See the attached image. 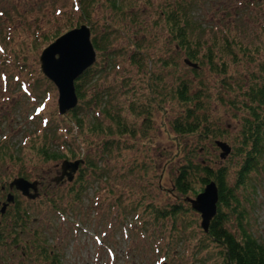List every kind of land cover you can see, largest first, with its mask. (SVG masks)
Listing matches in <instances>:
<instances>
[{
  "label": "rangeland",
  "instance_id": "1",
  "mask_svg": "<svg viewBox=\"0 0 264 264\" xmlns=\"http://www.w3.org/2000/svg\"><path fill=\"white\" fill-rule=\"evenodd\" d=\"M134 1L133 10L127 9L125 15L119 17L110 1L96 0L90 9L91 18L84 19L79 11L80 0H0V185L8 186L20 177L37 181L39 185L40 181L44 183L38 199L32 201L18 196L19 210L29 214L19 228L14 227V210L8 222L2 224L0 264H33L32 259L25 262L21 256L25 243L29 242L27 245L32 247L33 235L37 233L60 249L64 264H222L210 241L207 248L201 247L205 233L201 215L173 189L175 161L172 158L177 153L178 136L170 123L181 111L176 101H168L165 113L153 110V129L147 138L130 140L122 156L116 153L100 164L99 173L104 174L108 182L94 174L80 180L81 172L73 182L65 181L61 185L53 182L62 175V165L69 159L62 155H70L69 147L76 151L78 160H85L91 154L99 156L102 149H90L98 140L97 133L69 131V115L59 113V92L43 74L41 56L59 38L83 25L92 28V23L97 24L98 36L112 27H120L123 33L113 36L110 49L116 51L112 59L116 67L110 66V60L97 52L94 66L98 70L105 69L108 74L86 89L87 101L95 100L94 95L102 93L101 105H90L84 115L88 125L96 122L97 116L104 120L103 109L108 98L113 105L121 104L123 115H129L134 95L146 102L144 97L149 94L146 95L145 74L131 59L136 43L144 44L142 54L150 55L162 71L160 60L172 53L171 48H164L166 34L162 26L155 24L165 0ZM196 9L193 24L198 38L211 41L227 37L237 43L234 51L240 59L235 65L229 61L227 76L244 92L251 83V75L258 73L259 64L264 62V0H198ZM132 14H135L133 20ZM91 37H95L93 32ZM150 66V70H154L153 62ZM188 67L185 64V68ZM167 69L165 81L173 86L177 71ZM201 74L212 94L223 93L226 99H233L222 87L219 74L208 68ZM191 78L195 81L193 76ZM207 110L210 119L224 129L223 141L234 147L239 140L243 112L216 100H210ZM79 138L90 139L91 146ZM202 147L208 152L205 150L198 160L215 168L227 166L229 184L233 186L239 156L231 153L221 161L220 149L210 142H203ZM42 148H47L49 154L57 152L61 158L47 160L40 153ZM83 183L87 190L82 202H74L71 192L80 191ZM238 195L246 211L244 224L264 242V159L246 185L239 188ZM52 200H57L59 207L65 209L66 219L55 212ZM176 204H182L187 211L179 221L169 219L156 223L148 209L152 205ZM239 225L236 215H231L230 230L238 233Z\"/></svg>",
  "mask_w": 264,
  "mask_h": 264
},
{
  "label": "trees",
  "instance_id": "2",
  "mask_svg": "<svg viewBox=\"0 0 264 264\" xmlns=\"http://www.w3.org/2000/svg\"><path fill=\"white\" fill-rule=\"evenodd\" d=\"M108 1H110L109 3H111L119 17L124 16L127 9L133 10L132 7L135 2L134 0ZM192 1L176 0L174 2V0H165L161 5V10L157 15L158 20L155 21V24L162 26V30L166 34L163 39L164 48H171V52L174 53L168 54L167 57L160 60L163 71L158 68L157 62L150 55L142 54V50L145 48L144 44L136 43V49L131 59L145 74L146 95L148 92L149 94L148 97L143 96L146 102L141 101L134 95L129 106V115H123L121 104L113 105L112 100L108 98L103 109L104 120L97 116L96 122L88 125L84 112L86 109H90V105H101L99 101L102 99V93H96L93 97L95 100L87 101L86 89L91 84L96 85L99 80L103 79L101 77L106 76L108 73L103 68L98 70L93 66L76 82L80 105L68 114V129L72 133L74 131L81 134L87 131L90 135L97 133L98 140L93 144L90 139L89 141L83 138L79 139L88 146L92 144L90 148L92 151L95 148L102 149L99 156L91 154L86 156L85 160L83 158L85 164L80 167L81 174H79V177L80 180H83L84 176L93 177L94 174L102 179L106 178L105 181L108 182L109 179L104 174L99 173L100 164L105 159L113 158L116 153L122 156L123 150L129 146L130 140H137L139 137L147 138L149 132L153 129V110L157 109L165 113L168 101H176V107H180L181 111L170 123L172 131L178 136L176 139L177 153L172 158V161H175L172 171L174 176L172 178L173 189L189 205L188 200L196 199L209 183L215 182L219 190L218 214L212 221L209 232L204 233V238L200 241V244L202 243L201 247L207 248L208 241H210L221 257L222 264H264V242L259 241L253 233L249 232L248 225L244 224L246 211L242 207L238 195L239 188L246 185L250 175L258 171L264 159V62L259 64L258 73L251 75V83L247 89H244V92H242L239 84H232L229 81L230 76H227V74L229 61L232 62L231 65H235L240 59L234 51V46L237 43L234 39L232 41L227 37L211 41H203V39L198 38L196 36L197 28L193 24L198 0ZM95 2L96 0H80L79 11L82 12L84 19L91 18L90 9H92ZM134 15H131L132 20ZM88 21L90 22V20ZM199 28L204 32L201 26ZM91 29L95 35L92 42L96 51L104 54L107 60H110V66L113 65L115 68L116 64L112 59L116 51H110V49L113 45V36H121L122 29L112 27V30L106 31L101 36H98L97 24L92 23ZM208 31L211 30L208 29ZM155 38L159 39V36ZM167 52L170 51L167 49ZM186 61L198 65V68L195 69L189 65L191 69L189 67L185 68ZM150 62H153L154 70H150ZM168 67L177 71L173 86L165 81L167 71H169ZM182 67L184 70H181ZM204 68H208L211 72L222 77L220 80L223 84L222 87L233 95V99H226L223 93L219 95L220 97L211 93L202 78L201 72ZM191 76L195 78V81ZM210 100H216L223 105L229 104L232 108L243 112L239 140L232 147L234 156H239L237 160L238 171L233 186L229 184L231 178L227 166L222 165L215 168L212 165L205 164L202 160H198L205 150L208 152V149L202 147L203 142H210L217 149L219 147L216 142H225L223 141L224 129L219 128L217 123L210 119L207 110ZM68 152H70V155H62V157L67 158L68 156L70 161L78 160L79 157H77V153L73 148L69 147ZM40 153L47 160L61 158L57 152L49 154L47 148H42ZM86 190L87 187L84 183L80 191L73 189L71 192L74 195L73 201L82 202V196ZM52 201L51 204L55 212L63 215V218L66 219L65 209L59 207L57 200ZM148 209L152 212L153 220L156 223H165L169 219L179 221V219L186 216L184 214L187 212L182 204L165 207L152 205ZM18 213V215L16 213L13 216L15 228H19V225L29 218L26 210H19ZM231 215H236L240 223L238 233L231 231L229 228ZM40 234L33 235L34 240L31 237L29 238L32 240V247L27 245L29 242L25 243L21 256L22 261L28 262L32 259L33 261L30 262L33 264H64V255L60 252V249H57L54 244H50V240L43 238ZM55 234H58V231ZM42 238L43 241H40ZM39 242L42 243L39 245Z\"/></svg>",
  "mask_w": 264,
  "mask_h": 264
},
{
  "label": "water",
  "instance_id": "3",
  "mask_svg": "<svg viewBox=\"0 0 264 264\" xmlns=\"http://www.w3.org/2000/svg\"><path fill=\"white\" fill-rule=\"evenodd\" d=\"M91 29L83 25L74 29L59 38L55 43L44 50L40 62L43 74L52 81L59 92V113L64 116L79 105V96L76 90V82L88 71L97 61V53L92 43ZM192 68L198 65L186 61ZM221 150L220 158L226 160L232 153V147L227 142H216ZM84 160L64 161L62 175L53 179L59 184L65 177L68 182H73ZM5 188V187H4ZM11 190H17L24 197L36 200L40 197L39 182H31L25 178H17L9 184ZM15 201V196H8V203ZM188 202L194 211L202 217L201 227L205 233L209 232L214 218L218 214L219 190L215 182L209 183L203 193L196 199H189ZM6 211V207H3Z\"/></svg>",
  "mask_w": 264,
  "mask_h": 264
},
{
  "label": "flooded vegetation",
  "instance_id": "4",
  "mask_svg": "<svg viewBox=\"0 0 264 264\" xmlns=\"http://www.w3.org/2000/svg\"><path fill=\"white\" fill-rule=\"evenodd\" d=\"M66 178L67 177H65L61 181L60 185L63 184V183H66L65 182V181H67ZM40 182H41V184L39 185V191H40V188L44 186V183L42 181H40ZM49 187L51 188L52 185L49 184L48 188ZM10 194L15 196V201L13 203H11V204L8 203V196ZM20 195H22V194L20 192H18L17 190H11L8 186L0 185V243L2 241V235H1L2 224H4L6 221L8 222V216L11 213H13L12 210H14V214L13 215H15L16 213L19 212V209H17V208L20 207V201H19V197H18ZM3 207H6V211L5 212L3 211ZM26 219H27V217H26ZM29 227L31 228V226H29ZM31 231H33V230L31 229Z\"/></svg>",
  "mask_w": 264,
  "mask_h": 264
}]
</instances>
